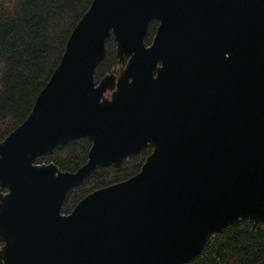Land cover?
I'll return each mask as SVG.
<instances>
[{"label":"water","instance_id":"1","mask_svg":"<svg viewBox=\"0 0 264 264\" xmlns=\"http://www.w3.org/2000/svg\"><path fill=\"white\" fill-rule=\"evenodd\" d=\"M111 35L127 60L96 84ZM79 138L75 172L35 163ZM147 147L135 176L61 214L85 178ZM3 189L0 264H186L212 234L264 222V0H93L0 142Z\"/></svg>","mask_w":264,"mask_h":264},{"label":"trees","instance_id":"2","mask_svg":"<svg viewBox=\"0 0 264 264\" xmlns=\"http://www.w3.org/2000/svg\"><path fill=\"white\" fill-rule=\"evenodd\" d=\"M92 1L0 0V142L29 116ZM157 27L158 22L149 23L147 46ZM105 46V57L94 71L96 84L111 72L117 74L127 60L119 62L112 35ZM90 147L87 138H79L40 156L35 163H52L63 172H75L86 163ZM151 151L142 149L124 159L119 168H99L66 194L61 214L69 215L88 194L135 176ZM186 264H264V222L245 219L212 234L198 256Z\"/></svg>","mask_w":264,"mask_h":264},{"label":"flooded vegetation","instance_id":"3","mask_svg":"<svg viewBox=\"0 0 264 264\" xmlns=\"http://www.w3.org/2000/svg\"><path fill=\"white\" fill-rule=\"evenodd\" d=\"M0 192L3 193L2 190H0ZM6 192H7V190H6ZM3 194H5V193H3ZM0 245H2V244H0Z\"/></svg>","mask_w":264,"mask_h":264}]
</instances>
